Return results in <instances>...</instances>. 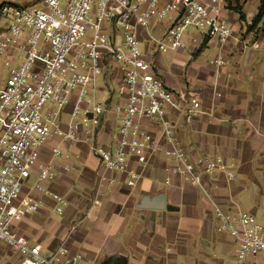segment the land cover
<instances>
[{
  "label": "built area",
  "instance_id": "1",
  "mask_svg": "<svg viewBox=\"0 0 264 264\" xmlns=\"http://www.w3.org/2000/svg\"><path fill=\"white\" fill-rule=\"evenodd\" d=\"M28 4L39 7H25L16 0L0 5V244L20 256L19 264H81L65 242L45 255L12 230L15 223L41 210L42 200L32 191L51 197L56 214L62 215L67 206L65 197L41 186L59 176L39 160V150L52 140L91 146L101 169L93 206L101 205L116 184L108 173L136 181L139 168L161 152L175 162L168 169L171 174L205 195V176L220 173L229 182L237 178L234 164L223 157L192 159L177 139L170 114L191 124L205 114L202 99L195 90L167 89L151 57L153 52H184L189 30L214 38L221 46L234 39L224 15L225 0H33ZM190 43L196 45L198 40ZM252 47L261 48L256 41ZM225 64L222 56L211 62L217 69ZM100 92L107 98L96 97ZM109 121L113 125L107 141H99ZM63 154L59 146L51 149L52 157ZM33 173L37 181L25 193ZM212 206L215 229L233 243L234 264H264V219L227 210L215 201Z\"/></svg>",
  "mask_w": 264,
  "mask_h": 264
},
{
  "label": "crops",
  "instance_id": "2",
  "mask_svg": "<svg viewBox=\"0 0 264 264\" xmlns=\"http://www.w3.org/2000/svg\"><path fill=\"white\" fill-rule=\"evenodd\" d=\"M6 1L0 0V4ZM32 1L16 0L20 4ZM224 15L234 31V39L227 44L202 38L199 48L194 46L185 53L192 59L188 64L174 53L159 54L153 60L167 89H193L202 99L205 114L191 124L170 114L177 139L192 159L223 157L234 164L237 178L229 182L220 173L205 176V195L183 177L171 174L168 169L175 162L161 152L139 168L136 181L108 173L116 184L101 205L93 206L101 169L91 146L52 140L39 150V160L59 176L41 186L65 197L67 206L62 215L56 214L51 197L33 192L37 181L33 173L24 191L40 198L42 208L15 223L13 232L39 246L45 255L65 242L81 264H224V258L234 264L231 239L215 229L212 202L264 219V41L260 49H253L256 38L240 36L238 15L230 11ZM205 39L207 44L202 47ZM210 48L216 49V57L224 58V67H213V60L199 62ZM99 96L107 98L104 92ZM112 125L111 121L105 124L99 141H107ZM56 146L64 152L61 157L51 155ZM86 214L89 218L84 219ZM20 261L16 252L0 244V264Z\"/></svg>",
  "mask_w": 264,
  "mask_h": 264
},
{
  "label": "rangeland",
  "instance_id": "3",
  "mask_svg": "<svg viewBox=\"0 0 264 264\" xmlns=\"http://www.w3.org/2000/svg\"><path fill=\"white\" fill-rule=\"evenodd\" d=\"M260 2L261 0H225L226 3V11L234 12L238 15V23L242 27V31H240V36L244 40H253L256 38V42L261 44L260 42L264 41V17L262 21L257 24L256 26H253V20L259 13L260 9ZM18 3V2H17ZM3 4V2L1 3ZM0 4V5H1ZM20 4V3H18ZM25 7H39V6H31V4L25 5ZM236 8L239 9L240 14L236 11ZM244 18V19H243ZM229 20V19H228ZM230 22V21H229ZM3 23V21L0 19V24ZM231 23V22H230ZM185 36L187 37V49L184 52L176 53L175 56L180 57L183 59L187 64L192 61L190 56H186L185 53H188L191 48L197 47L199 48L200 44L203 41V34L199 33L197 31L189 30L186 32ZM191 39H197L198 43L196 45H192L190 43ZM190 40V41H189ZM140 49H144V45H140ZM195 53V52H194ZM159 55L157 52H153L151 54L152 58H156V56ZM216 49L210 48L209 50H205L203 54L198 58L199 62L202 63H208L212 60L216 59L217 57ZM100 84V82H99ZM113 90L117 91V86L113 85ZM193 90V89H191ZM96 97H100L99 95H96ZM243 211V210H240ZM245 212V211H243ZM248 213V212H246ZM225 261L224 264H229L228 259L224 258Z\"/></svg>",
  "mask_w": 264,
  "mask_h": 264
},
{
  "label": "trees",
  "instance_id": "4",
  "mask_svg": "<svg viewBox=\"0 0 264 264\" xmlns=\"http://www.w3.org/2000/svg\"><path fill=\"white\" fill-rule=\"evenodd\" d=\"M236 11L240 14V11L238 8H236ZM263 17H264V0H261L259 13L253 20V26H256L257 24H259L262 21ZM207 41H208L207 39L204 40L202 47H205V45L207 44Z\"/></svg>",
  "mask_w": 264,
  "mask_h": 264
}]
</instances>
